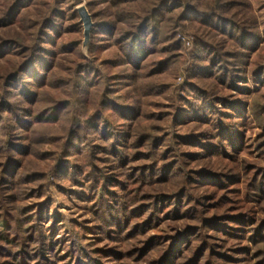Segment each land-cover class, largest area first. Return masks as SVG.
Instances as JSON below:
<instances>
[{"label": "trees", "instance_id": "16d2710c", "mask_svg": "<svg viewBox=\"0 0 264 264\" xmlns=\"http://www.w3.org/2000/svg\"><path fill=\"white\" fill-rule=\"evenodd\" d=\"M36 2L12 0L0 7V32L10 35L0 36L4 76L0 85V264H55L48 257L50 237L31 225L35 213L37 221L45 219L44 206L35 213L20 206L24 199L20 189L46 179L47 174L38 172L35 180L27 182L32 176L25 173L28 163L48 157L57 163L50 171L57 184L81 183L79 178L92 176L95 165H90L94 171L87 172L89 166L74 160L82 157L84 148L92 147L87 138L91 134L105 145L102 151L114 163L113 181L107 176L93 182L99 206L93 216L103 238L124 244L152 229L161 230L159 223L175 226L165 236L138 240L127 254L108 249L92 252L89 244L77 242L70 256L58 263L118 264L135 254L142 260L154 252L158 257L148 264H201L204 258V264L241 260L264 264V62L253 58L264 48V0L258 1L263 11L259 28L235 12L240 6L250 7L247 0H110L111 17L91 15L94 28L88 53L95 56L108 47L95 44V38H110L119 54L102 63L96 57L86 58L80 43L62 41L59 23L64 12L59 0L40 14L27 16ZM72 13L71 19H77V12ZM182 23L194 42L183 65L175 67L181 57L171 52L180 49L174 40ZM66 55L75 58L67 70L70 78H56ZM121 66L129 68L132 74L127 79L136 83L162 75L176 81L183 74L184 82L176 89L173 133L161 135L165 127L158 124L164 114L142 115L136 102H119L124 100L115 95L121 76L103 70ZM249 80L262 89L252 90ZM168 87L150 82L142 89L147 88L145 96H155ZM68 90V99H56ZM47 98L52 106L46 105ZM114 117L130 131L114 132L109 121ZM154 118L157 125L138 126L142 119ZM183 123L195 125L196 130L176 133V126ZM255 127L260 133L253 141L248 135ZM37 145H51L57 151L37 157ZM244 153L255 161H246ZM214 162L229 165L216 168ZM194 163L196 169L189 167ZM40 189L45 193L46 188ZM32 193L28 200L38 198V192ZM216 241L233 246L218 253L215 250L222 245Z\"/></svg>", "mask_w": 264, "mask_h": 264}, {"label": "rangeland", "instance_id": "374dc122", "mask_svg": "<svg viewBox=\"0 0 264 264\" xmlns=\"http://www.w3.org/2000/svg\"><path fill=\"white\" fill-rule=\"evenodd\" d=\"M12 0H1L0 1V7L4 5L6 2H11ZM57 2V0H37L36 6L30 8L27 16H34L38 15L42 12V9H46L51 6L54 2ZM71 2L68 3L65 0H59L61 7L60 9L64 12V16H62V19L59 23L60 25V33L62 34V41H70V42H78L81 44L80 49L83 51L84 56L86 58H98V63L106 62L109 60H115L116 58H119V54L117 53V47L114 46V41L113 39L106 38H95V44H104L107 45V49H103L99 51L98 53L94 55L89 54V48L92 43L93 37L91 36V42L89 45V48L86 52L83 50V43H84V27L81 23V18L80 15L77 11L78 8L85 6L89 13L91 15L95 14H100L103 15V17L108 16L111 17V12L112 9L110 7L109 1L110 0H70ZM230 1V0H228ZM259 0H247V3L250 4L246 7H238L235 12H241V19L245 22H252L253 28L255 27H260L261 22L263 21V11L260 9V4L258 2ZM46 5V6H45ZM44 6V7H43ZM53 6V5H52ZM71 9H74V12H77V19H71L72 17V12L69 11ZM64 17L66 19H64ZM33 18V17H32ZM109 20H111L109 18ZM183 23L181 28H178L176 31L175 35V42L179 44L180 49L176 50L173 49L171 52V55L174 54H179L181 59L176 60V65L175 67L178 66L179 63L182 64V62L185 60L184 55L187 53L189 50H191L194 38L192 32L184 30L183 28ZM67 29L68 33L66 34L65 31ZM93 32V31H92ZM31 33V31H30ZM3 35L4 38L10 37V35L5 34L4 32H0V36ZM67 40V41H66ZM166 46V45H165ZM165 46H160L159 48ZM173 46V45H172ZM164 57V56H163ZM157 58V57H156ZM255 60L264 62V48L258 53L256 56H254ZM155 59V58H154ZM72 60H75L74 56L72 55H66L65 58H62L60 61V67L61 69L57 70L55 72V77L59 76H66L67 78H70V72L67 71L69 68L72 66ZM153 60V59H152ZM183 65V64H182ZM66 69V70H64ZM150 69L147 68V71ZM146 71V72H147ZM63 72V73H62ZM103 72L106 75H111V76H121L119 78V83L118 87L116 88L118 91L117 94H115L118 97H124V100H119V102L123 105H129L130 103L139 105L140 110H142V115L146 114H154V116H160L161 114L163 115L164 119L161 122V124H158L154 119L152 120H144L142 119L141 122L139 123L138 126L142 127H147L151 128L155 124L157 125H162L165 127V130L161 133L163 134H171L170 132H174L173 129V118L178 112V107L176 106L177 103V97L176 91L177 87L181 85L184 82V77L183 74H178L177 79L170 80L165 77L166 75H162L157 77L156 79L152 80H140V81H129L127 78L129 74H132V72L129 70L127 67H117V68H109V69H104ZM4 78L3 75L0 73V85L2 83V79ZM150 82H155L156 84L159 85H169L167 89H162L157 95H147V88L142 89L146 86L149 85ZM250 87L252 90L256 91L259 89H262L260 85H255L251 80L248 81ZM209 85V84H208ZM131 86V87H129ZM135 87L137 89L139 88L140 93L138 92L139 90H135ZM66 90V89H64ZM213 90V89H212ZM70 90L66 91V93H61L59 96L56 95V99L58 101H63L69 98V92ZM137 91V92H136ZM214 91V90H213ZM216 92V91H214ZM59 93L58 91H55L54 94ZM262 93L264 94V88L262 90ZM46 97V96H45ZM62 97V98H61ZM93 97H95L93 95ZM49 99L45 102H47V106H52L53 104L51 101H48ZM109 121L114 125V132H118L120 134H125L129 132L127 127H120L121 126V121L116 119V117L110 119ZM180 127L176 126L178 128L177 132L178 134H182L184 132H194L196 129H194L195 125H190V127H186V125L183 123L182 125L179 124ZM60 129V128H59ZM194 130V131H193ZM260 133V130L255 127L253 131L249 133L248 136L252 138L254 141L256 139V136ZM166 136V135H165ZM90 141V146L91 148H84L85 150L83 151L82 157H75V162L77 161L78 165H82L84 167H88L87 172L89 171H94L93 168L90 167V165H95L96 170L94 174L88 178H79L81 183H72L69 182V180H64L62 183L57 184L53 175H51V172L54 167L56 166V161H51V157H48L46 160L41 161V160H35L34 162L32 161L31 163L27 164V172L25 173L26 176L31 175L32 179H28L27 182L35 180V174L38 172L47 174L46 179L42 181H33L28 185L23 186L20 189V195L24 197L23 201L19 203L20 206L25 207L28 206L33 213L38 212V210L44 206L43 214L44 211L46 214H44V220H39L35 218L36 214H33L31 216L32 224H35L36 227V232H40L41 234H45L47 238L50 237L51 244L49 245L50 248L52 249L49 251L48 257L52 260L55 261V264H60L58 263V260L62 261L63 258H66L67 256H70L69 253L71 250H73L76 246L75 244L77 242L80 243H85L89 244L88 248L92 252H96L97 250H114L118 253H123L127 254L130 252L133 248V246L138 244V240H147L151 236H165L163 234H166L165 231H168L169 228L172 226H175L174 223H169V224H162L159 223V227L161 230L159 231H154L153 229L150 230L149 232L146 233L145 236L143 237H138L137 239H134L129 242H125L124 244H120L119 241L117 242H110L109 240H105L103 238V235L101 231L99 230L100 223L96 222L94 220L96 217L94 215V211L96 209H99V206H97V203L95 201V192L93 191V182L97 179L103 180L107 176H112V181L114 179V174L110 173V171L113 169L114 163L113 159L103 153L102 148H105L98 139L94 138L93 135L91 134L88 136ZM171 138L167 140V145H170ZM121 142H123L121 140ZM120 144V143H119ZM255 144V142L251 143ZM183 151L195 153V149L193 148H182ZM57 151L54 146L51 145H46L45 147L37 145L36 146V155L37 157L41 156H53V152ZM253 152V150H252ZM255 152V151H254ZM129 154H133V151H129ZM245 154V153H244ZM256 153H253V156ZM255 157V156H254ZM243 158L249 162L255 161V158H250L248 155H243ZM216 165V168L219 165H229V163H218L214 162ZM142 164V163H141ZM192 169H196V165L194 164H189ZM134 165H130V167H133ZM129 167V168H130ZM112 168V169H111ZM190 168V169H191ZM242 167H240L241 169ZM238 169V168H237ZM50 173V175H49ZM118 174V172L116 173ZM31 176L29 178H31ZM85 179V180H84ZM245 186V185H244ZM244 186H240L237 188H242L244 189ZM40 188H46L45 193L42 192V189ZM38 192V198H33L29 199L27 196L33 195V193L30 195L31 192ZM204 192V190H202ZM209 193H212V191H208ZM203 193V195H205ZM220 195V194H219ZM233 200H237L236 196L231 197ZM48 204V205H46ZM48 206V207H47ZM264 206V204L262 205ZM261 217L264 219V214L261 215ZM78 236V237H77ZM219 245H222L221 247L216 248V252L218 253H223V251H226L230 247H232V242L226 243H221L219 241H216ZM215 242V243H216ZM213 243V244H215ZM212 244V243H211ZM75 246V247H74ZM125 246V247H124ZM139 246V245H138ZM245 245H243L244 247ZM88 250V249H87ZM88 250V251H89ZM257 250V249H256ZM254 250V247H252V252H256ZM156 253L152 252L147 255L146 258H142L140 260V256L138 254H135L129 261L127 260H122L119 261L118 264H148L150 263L153 258H156ZM139 257V258H138ZM158 257V256H157ZM241 258V256H238ZM138 258V259H137ZM139 261H135V260ZM258 260V259H257ZM107 261L106 258H102V262L105 263ZM206 261V258L202 260L201 264H204ZM2 262V261H0ZM112 262V261H110ZM121 262V263H120ZM218 261H216V264ZM239 263L237 264H255L257 261L251 260V262H247L245 260L238 261ZM111 264V263H109Z\"/></svg>", "mask_w": 264, "mask_h": 264}, {"label": "water", "instance_id": "95a60500", "mask_svg": "<svg viewBox=\"0 0 264 264\" xmlns=\"http://www.w3.org/2000/svg\"><path fill=\"white\" fill-rule=\"evenodd\" d=\"M77 11L80 15L81 23L84 27L83 50L84 52H86L89 48V45L91 42L92 31L94 28L93 18L85 6L78 8Z\"/></svg>", "mask_w": 264, "mask_h": 264}]
</instances>
